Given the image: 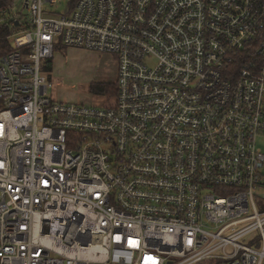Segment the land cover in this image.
Segmentation results:
<instances>
[{
  "label": "built area",
  "instance_id": "2783aa9c",
  "mask_svg": "<svg viewBox=\"0 0 264 264\" xmlns=\"http://www.w3.org/2000/svg\"><path fill=\"white\" fill-rule=\"evenodd\" d=\"M24 4L4 12L23 28L0 57V264H264V0ZM69 48L118 61L115 105L57 97Z\"/></svg>",
  "mask_w": 264,
  "mask_h": 264
},
{
  "label": "rangeland",
  "instance_id": "374dc122",
  "mask_svg": "<svg viewBox=\"0 0 264 264\" xmlns=\"http://www.w3.org/2000/svg\"><path fill=\"white\" fill-rule=\"evenodd\" d=\"M13 12L20 15L26 22L28 9L24 0H16ZM51 10L58 13L66 11V4L62 3ZM53 80L58 82L54 89L57 97L68 102H80L84 105L95 104L89 87L92 84L115 83L117 80L118 61L108 54L78 49H61L54 56ZM156 61H152L154 65ZM257 145L264 152V136L258 138ZM262 204L260 197L256 198Z\"/></svg>",
  "mask_w": 264,
  "mask_h": 264
},
{
  "label": "trees",
  "instance_id": "16d2710c",
  "mask_svg": "<svg viewBox=\"0 0 264 264\" xmlns=\"http://www.w3.org/2000/svg\"><path fill=\"white\" fill-rule=\"evenodd\" d=\"M15 1L16 0H0V57L14 51L10 37L23 28L22 24H18L4 14L8 7ZM21 20L19 21L21 22ZM53 68V60L48 61L45 66V70L52 79ZM89 91L92 94V98L95 100L96 104L101 105L102 103L105 106L115 105L118 94L116 82L108 84H92L89 87Z\"/></svg>",
  "mask_w": 264,
  "mask_h": 264
},
{
  "label": "crops",
  "instance_id": "0c3cea01",
  "mask_svg": "<svg viewBox=\"0 0 264 264\" xmlns=\"http://www.w3.org/2000/svg\"><path fill=\"white\" fill-rule=\"evenodd\" d=\"M53 61H54V59H53Z\"/></svg>",
  "mask_w": 264,
  "mask_h": 264
}]
</instances>
